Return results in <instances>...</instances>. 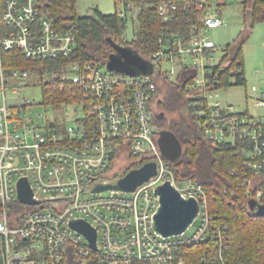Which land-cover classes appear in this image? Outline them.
I'll return each instance as SVG.
<instances>
[{
    "label": "built area",
    "instance_id": "1",
    "mask_svg": "<svg viewBox=\"0 0 264 264\" xmlns=\"http://www.w3.org/2000/svg\"><path fill=\"white\" fill-rule=\"evenodd\" d=\"M254 0H162L165 21L178 9L187 12L185 26L160 37V48L145 58L151 75L110 70L105 62L71 59L75 33L42 14L40 0H3L0 25V257L2 264H228L227 225L209 211L207 193L197 179L176 176L172 161L158 145L156 116L158 79L183 82L188 108L212 145L228 143L243 156L247 199L264 204V114L238 109L219 97L223 72L234 79L241 69L230 66L231 50L209 35L225 23L222 13L237 2L242 10ZM125 15V0H118ZM132 3V2H131ZM130 3V4H131ZM129 39L122 37V45ZM16 48L25 57L66 58L59 76L77 83L84 93L75 124L60 129L54 120L39 122L24 95L32 73L7 69L2 52ZM238 64V58L236 60ZM264 73V72H263ZM37 75L38 74H34ZM40 83V78H39ZM234 85V84H231ZM229 86V85H228ZM264 110V90L249 95ZM247 98V96H246ZM249 98V97H248ZM40 114L38 117L40 118ZM128 161L153 160L156 173L134 190L93 191L115 183L117 156ZM140 164V165H141ZM25 177L38 203L18 199L17 183ZM164 181L183 198H194L196 216L178 234L162 235L153 226L159 206L155 192ZM83 219L96 231L91 248L70 221ZM190 229L189 233H186Z\"/></svg>",
    "mask_w": 264,
    "mask_h": 264
},
{
    "label": "trees",
    "instance_id": "2",
    "mask_svg": "<svg viewBox=\"0 0 264 264\" xmlns=\"http://www.w3.org/2000/svg\"><path fill=\"white\" fill-rule=\"evenodd\" d=\"M43 15L52 19L59 27L69 29L75 33L77 45L71 59H89L106 62L113 47L107 38L116 43H123L122 37L126 30L131 2L137 3L139 9L136 16L137 25L134 38L126 45L136 49L144 58L160 48V37L168 30L180 29L185 26L187 12L178 9L176 16L168 21L162 19L157 8L162 0H125L126 13L120 15L117 10L108 13L93 8L85 15L76 12L75 0H40ZM2 2L0 0V25L2 21ZM251 22L264 21V0H254L250 9ZM226 49L231 50L229 45ZM230 66L236 65L241 71L230 79L228 69L224 71L221 85H238L245 83V69L242 45L233 51ZM238 58V64L236 60ZM66 58H41L32 60L16 48L4 50L2 60L7 69H26L38 74L40 78L41 104L59 108L63 104L86 102L82 88L69 79L59 76L60 69ZM49 77L43 79V74ZM168 85L165 96L158 101L160 111L177 109L179 117L171 121L170 131L182 145L179 158L172 162L176 176H191L202 183L208 198L209 211L216 213L227 225L229 235L228 264H264V216L253 213L248 206L245 195L246 185L243 181L247 168L243 165V156L228 143L217 146L207 139L195 117L190 113L186 94L183 92V79L178 82L160 77ZM159 79V80H160ZM158 86V91L160 86ZM86 104V103H85ZM161 124V120H157ZM60 129L64 122L52 121ZM141 161L133 163L127 170L137 167ZM112 166L109 165L110 168ZM124 174V173H123ZM122 174V175H123ZM115 176L118 174L114 173ZM120 176V175H119Z\"/></svg>",
    "mask_w": 264,
    "mask_h": 264
},
{
    "label": "rangeland",
    "instance_id": "3",
    "mask_svg": "<svg viewBox=\"0 0 264 264\" xmlns=\"http://www.w3.org/2000/svg\"><path fill=\"white\" fill-rule=\"evenodd\" d=\"M75 6L78 15H85L93 8H98L109 14L120 7L118 0H75ZM131 7L132 10L129 11L126 30L123 35L129 40L134 38L139 5L132 2ZM222 17L225 23L222 26L220 25L211 29L209 35L219 47L216 55H220L226 45H229L231 51L237 46L242 45L245 83L229 85L226 88L224 87V89L218 90L219 97L224 101L233 103L238 109L247 108L251 113L264 114V110L254 107L253 100L249 96L255 89L257 92L262 89L264 90V21L252 23L249 9L242 10L237 2H233L226 7L222 13ZM31 73L32 75L29 76L30 84L24 88V95L28 96L32 102L31 106L27 109V113L39 122L62 120L64 124H75V118L81 114L79 107L81 101L63 104L59 108L42 105L39 76L34 75L35 73L33 72ZM48 77V73L43 74V79H47ZM158 85L160 88L154 100L156 101V108L160 112L161 107L158 106V101L164 98L168 85L161 79H158ZM163 109L165 110L166 118L157 119L161 120V129H169L171 121L179 117L181 112L187 117L183 109L182 111L180 108L167 109L163 107ZM38 114L41 115L40 118ZM116 158L117 161L112 164L113 173L123 174L134 163L128 161L124 155H119ZM189 232L190 229L186 231V233Z\"/></svg>",
    "mask_w": 264,
    "mask_h": 264
},
{
    "label": "water",
    "instance_id": "4",
    "mask_svg": "<svg viewBox=\"0 0 264 264\" xmlns=\"http://www.w3.org/2000/svg\"><path fill=\"white\" fill-rule=\"evenodd\" d=\"M113 51L106 59V67L110 70H117L129 75H151L153 72L152 61L144 58L130 45H122L113 41L110 36L107 38ZM157 114V113H156ZM158 118L159 114L156 115ZM158 145L162 155L174 162L182 152V145L177 137L169 129H161L158 137ZM156 163L153 160L145 161L141 165L131 168L121 175L115 183H99L93 191L105 189H118L123 191L134 190L142 182L156 173ZM18 199L23 203L35 204L37 200L32 198L31 187L25 177L17 183ZM155 192L159 195V206L154 214L153 226L162 235L178 234L184 231L198 211V204L194 198H183L177 189L169 181L158 185ZM250 210L264 216V204H258L255 200H248ZM71 226L82 232L89 241L91 248H96V231L83 219H73ZM0 264L2 260L0 257Z\"/></svg>",
    "mask_w": 264,
    "mask_h": 264
},
{
    "label": "flooded vegetation",
    "instance_id": "5",
    "mask_svg": "<svg viewBox=\"0 0 264 264\" xmlns=\"http://www.w3.org/2000/svg\"><path fill=\"white\" fill-rule=\"evenodd\" d=\"M157 114H159L160 115V119H163V118H166V114H165V112L164 111H160V112H158ZM116 174H118V176L121 174V173H116Z\"/></svg>",
    "mask_w": 264,
    "mask_h": 264
}]
</instances>
